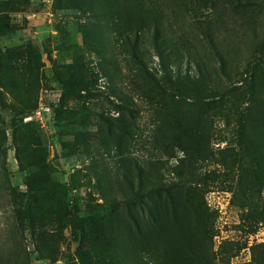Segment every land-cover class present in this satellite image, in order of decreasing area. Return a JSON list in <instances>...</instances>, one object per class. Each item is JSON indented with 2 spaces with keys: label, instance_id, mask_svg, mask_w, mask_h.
<instances>
[{
  "label": "rangeland",
  "instance_id": "1",
  "mask_svg": "<svg viewBox=\"0 0 264 264\" xmlns=\"http://www.w3.org/2000/svg\"><path fill=\"white\" fill-rule=\"evenodd\" d=\"M0 264H264V0H0Z\"/></svg>",
  "mask_w": 264,
  "mask_h": 264
},
{
  "label": "trees",
  "instance_id": "2",
  "mask_svg": "<svg viewBox=\"0 0 264 264\" xmlns=\"http://www.w3.org/2000/svg\"><path fill=\"white\" fill-rule=\"evenodd\" d=\"M74 220V223H76V219H73Z\"/></svg>",
  "mask_w": 264,
  "mask_h": 264
}]
</instances>
